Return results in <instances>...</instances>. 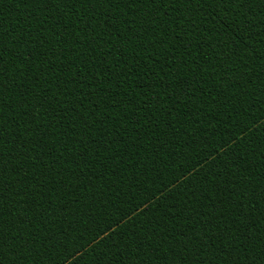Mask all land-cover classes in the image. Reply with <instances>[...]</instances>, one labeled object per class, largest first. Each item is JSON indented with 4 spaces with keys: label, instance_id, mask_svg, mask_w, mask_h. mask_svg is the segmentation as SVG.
<instances>
[{
    "label": "snow or ice",
    "instance_id": "6c2138e0",
    "mask_svg": "<svg viewBox=\"0 0 264 264\" xmlns=\"http://www.w3.org/2000/svg\"><path fill=\"white\" fill-rule=\"evenodd\" d=\"M5 3L22 10V15L27 14L25 27L12 32L4 27ZM212 4L220 7L225 15L228 9L239 13L238 24L243 36L249 40L236 35L231 39L241 52L247 51L250 56L259 51L260 63L264 64V49H255L249 43L252 32H259L255 26L257 6L261 9L259 23L264 26V0H0V264L5 261L16 264L17 260L23 259L22 253L28 252V241L23 245L19 241L20 228L29 221L13 215V207L19 201L9 199L5 194L6 189L17 191V185L21 183L18 171L21 152L24 162L31 168V171L24 172L25 179L37 180L38 187L32 193L31 201L38 203L37 196L41 200L45 198L48 172L55 168L56 174L63 176L70 158L74 162L88 157L97 159L93 152L98 154L102 149L111 148L112 137L105 139L102 135L110 131L105 126L110 120L117 124L121 121L128 123L129 106L135 108L141 99H145L149 87L157 88L158 99L168 97L171 88V96L178 101L185 90L174 86V81L182 78L174 72L181 67L176 59L165 61L161 69L165 76H160L159 81L152 84L145 77L152 73L155 78V69L143 62L141 53H148L150 58L155 56L152 64L170 56L174 51L171 41L181 35L174 25L182 26L185 12L194 6L204 9ZM117 10L124 31L131 33L127 37L129 45L135 43L136 47L113 51V44L107 40L97 44L100 36L97 26L102 25L98 16L103 14L109 21L104 25L108 33L119 31L115 28L117 17L114 13ZM246 22L248 30L244 27ZM53 39L59 48L51 43ZM259 39L264 42V36ZM38 45L39 52L36 50ZM65 45L68 49H79L74 62L71 52L60 61V55H64L61 49ZM49 52L51 55L47 60L37 65L34 57ZM126 52L135 55L128 57L123 54ZM233 52L235 54V49ZM240 59H244L243 55ZM62 65L65 66L63 70L57 71ZM73 66L76 72L71 71ZM138 73L145 76H138ZM128 77L143 81V97L139 91H129L128 88L121 91L119 85H123ZM160 107L163 108V104ZM57 108L60 112L52 115ZM113 113L120 119H115ZM49 116L56 123H49ZM140 120L137 116L129 127H143ZM18 128L23 131L17 133ZM88 133L93 134L86 140ZM102 139L104 144L98 147ZM76 145L80 147L76 148ZM5 148L14 152L11 158H6ZM208 156L213 162L216 156L228 160V153L219 150L216 156L212 152ZM242 164L243 170H240V164H232L227 170L230 175L221 176V169L209 170L203 176L197 172L193 180L199 177V184L206 193L200 207L186 201L183 208L167 218L172 229L181 225L178 231H169L158 225L159 234L146 237L147 243L143 239L138 243L132 241L129 249L132 258H139L141 262L155 259L160 264H264V176L253 175V172H259V168L252 157H247ZM38 166H42L39 176L33 177ZM87 166L77 162L69 171L73 175L77 169L83 173ZM208 197L212 200L209 201ZM21 200L28 203L26 197ZM13 222L18 226L14 227Z\"/></svg>",
    "mask_w": 264,
    "mask_h": 264
},
{
    "label": "trees",
    "instance_id": "16d2710c",
    "mask_svg": "<svg viewBox=\"0 0 264 264\" xmlns=\"http://www.w3.org/2000/svg\"><path fill=\"white\" fill-rule=\"evenodd\" d=\"M3 9V24L10 32L26 26L27 14L22 15V10L9 3H5ZM260 11L257 6L255 26L259 32H252L249 41L255 49H264V42L259 39L264 36V26L259 23ZM227 12L225 15L215 4L204 9L194 6L185 12L182 26L174 25L181 35L171 41L174 51L170 56L152 64L155 56L150 58L148 53H141L143 62L155 69V78L152 73L145 77L152 84H156L160 76H165L161 70L165 61L175 58L181 67L174 72L182 78L174 81V86L182 87L185 94L177 101L171 96L172 89L169 88L170 95L158 99L157 88L149 87L145 99H141L135 108L129 106L128 123L121 121L117 124L110 120L105 126L110 131L102 135L105 139L112 137L111 148L102 149L98 154L93 152L97 159L88 157L74 162L70 158L63 176L57 175L55 168L48 172L45 198L41 200L37 196L38 203L31 201V195L38 187L37 180L25 179L24 172L31 171V168L24 162L21 152L18 194L17 191L5 190L9 199L19 201L13 207V215L29 221L20 228L19 241L21 245L28 241V252L22 253L23 259L17 260L16 264H160L155 259L143 262L139 258L133 259L129 254L130 244L142 239L147 243L146 237L159 234L158 225L173 232L179 230L181 225L177 224L176 229H172L167 218L183 208L186 201L200 207L206 196L199 177L193 180L197 172L203 176L209 170L221 169V176L230 175L227 170L232 164H240V170H243L242 162L250 156L259 168V172H253V175L264 176V64L260 63L259 51L250 56L233 43V35L245 41L249 38L241 32L239 13L235 9H228ZM114 15L117 17L115 28L119 31L112 33L104 28L109 21L104 19L103 14L98 16L102 25L97 26L100 32L97 44L107 40L113 44V51L136 47L135 43H128L127 37L131 33L125 32L119 22L120 12L117 10ZM85 23L88 21L85 20ZM33 24L35 26V22ZM244 27L248 30L247 22ZM51 43L60 47L54 39ZM61 51L64 55L57 53L60 61L71 52L74 62L79 49H68L65 45ZM123 54L128 57L135 55L131 52ZM48 55L51 52L34 57L37 65L47 60ZM221 60L223 64L219 63ZM64 67L62 65L57 71H62ZM71 71L76 72L75 66ZM49 75L52 73L49 72ZM138 76L145 74L138 73ZM142 83L139 78L133 81L128 77L119 87L121 91L124 88L139 91L143 97ZM160 95L163 97V92ZM57 97L63 99L59 93ZM177 103L179 107L175 106ZM59 112L57 108L52 115ZM113 115L115 119H120L119 115ZM137 116L141 118L143 127H129ZM47 119L49 123H56L51 116ZM21 131L17 129V133ZM93 132H96L95 128ZM92 134L88 133L85 139L89 140ZM103 144L102 139L97 146ZM79 147L76 145V148ZM217 150L227 152L228 160L216 156ZM209 152L216 156L215 162L208 156ZM13 154L5 148L6 158H11ZM77 162L89 166L84 167L83 173L77 169L73 175L69 170L75 168ZM41 168L38 166L33 177L39 176ZM21 197H26L28 203ZM197 197L200 199L197 200ZM208 200L211 201L212 197ZM168 209L173 211L170 213ZM13 226L18 225L13 222ZM251 227L255 228V225Z\"/></svg>",
    "mask_w": 264,
    "mask_h": 264
}]
</instances>
